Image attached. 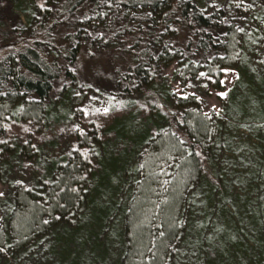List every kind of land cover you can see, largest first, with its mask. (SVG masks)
I'll list each match as a JSON object with an SVG mask.
<instances>
[{
    "label": "rangeland",
    "instance_id": "1",
    "mask_svg": "<svg viewBox=\"0 0 264 264\" xmlns=\"http://www.w3.org/2000/svg\"><path fill=\"white\" fill-rule=\"evenodd\" d=\"M196 2L206 10L223 7L232 37L222 88L204 71L187 80L175 74L176 63L163 66L161 100L179 108L189 97L209 114V141L225 188L223 194L209 193L201 179L190 189L192 231L178 256L187 264L205 262L199 235L211 243L224 236L225 248L238 235L257 242L250 220L256 211L264 215V113L256 112L264 109V78L239 83L240 100L251 95L252 102L242 111L225 99L232 77L244 76L246 65L255 70L250 76L264 72V0ZM32 9L31 0H0V23L26 18ZM88 67L79 81L53 94L46 117L29 129H16L0 114V137L14 141L12 149L0 150V264H118L122 251L113 234L125 230L148 174L173 172L179 153L191 149L145 90L97 84ZM85 151L87 183L69 191L65 174ZM39 195L47 204L40 208L41 223L34 221Z\"/></svg>",
    "mask_w": 264,
    "mask_h": 264
},
{
    "label": "trees",
    "instance_id": "2",
    "mask_svg": "<svg viewBox=\"0 0 264 264\" xmlns=\"http://www.w3.org/2000/svg\"><path fill=\"white\" fill-rule=\"evenodd\" d=\"M31 1L34 9L26 18L0 23V114L18 130L40 123L53 94L79 81L86 66L97 84L109 83L122 92L145 90L164 107L173 129L191 149L179 153L173 172L148 174L146 189L136 200L125 230L113 234L122 251L118 264H187L178 256L192 231L189 191L201 179L208 183L209 193L223 194L225 188L209 141V114L189 97L182 98L179 108L161 100L163 66L176 63L175 74L187 80L204 71L215 87L222 88L232 37L225 9L206 10L196 0ZM245 67L244 76L232 77L225 96L231 108L241 111L252 102L251 95L240 100L239 83L264 78V72L250 76L255 72L251 64ZM262 85L259 79L258 92ZM257 111L264 113V109ZM13 144L9 135L0 137V150L12 149ZM89 157L90 152H83L65 174L69 191L86 185ZM43 198L39 195L36 204L37 223L45 213L40 208L47 205ZM250 223L258 234L255 243L238 235L225 248L224 236L214 237L211 243L199 235L197 246L207 253L204 264H264L263 213L254 212Z\"/></svg>",
    "mask_w": 264,
    "mask_h": 264
},
{
    "label": "snow or ice",
    "instance_id": "3",
    "mask_svg": "<svg viewBox=\"0 0 264 264\" xmlns=\"http://www.w3.org/2000/svg\"><path fill=\"white\" fill-rule=\"evenodd\" d=\"M202 75H203V74H202ZM220 95H222V96H223V95H225V93H220ZM105 111H107V109H105Z\"/></svg>",
    "mask_w": 264,
    "mask_h": 264
}]
</instances>
